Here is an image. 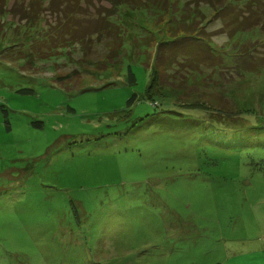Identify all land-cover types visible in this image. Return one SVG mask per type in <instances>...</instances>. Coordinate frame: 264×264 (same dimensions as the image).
Returning <instances> with one entry per match:
<instances>
[{"label":"rangeland","instance_id":"1","mask_svg":"<svg viewBox=\"0 0 264 264\" xmlns=\"http://www.w3.org/2000/svg\"><path fill=\"white\" fill-rule=\"evenodd\" d=\"M169 1L117 9L119 55L0 14V264H264V25Z\"/></svg>","mask_w":264,"mask_h":264},{"label":"trees","instance_id":"2","mask_svg":"<svg viewBox=\"0 0 264 264\" xmlns=\"http://www.w3.org/2000/svg\"><path fill=\"white\" fill-rule=\"evenodd\" d=\"M108 4V7L102 6L98 8V4H100V0H23V4H21L22 0H0V14L11 15V16H21L24 19L34 18L37 16H49L52 14H56L59 16H63L66 19L67 26L59 27L58 34L55 38L45 35V40L51 43L55 42L60 38L61 43L58 45H54L50 47V51L53 50H62L64 48L73 47L74 45H78L81 48V52L84 55L89 54L91 51L95 41L101 42L104 38L112 45V49L115 51L114 54L119 55V51L122 50L124 45V32L123 29L119 27V25L115 24L112 21V18L115 15L117 9L124 5L131 8H140L149 12L154 13L155 15H165L170 9L169 0H105ZM19 2V3H18ZM242 2V1H241ZM244 11H237V14L231 13L234 8L231 7L234 2L224 4L219 11L223 14H232L234 20L240 24H244L245 27L248 25L246 30L250 28H254L258 25H264V0H245ZM242 7V6H241ZM49 14V15H48ZM114 14V15H113ZM246 16H256L254 20L248 19ZM78 16V17H77ZM237 16H241V20ZM34 22V21H33ZM72 22V23H71ZM179 27H184L183 24H178ZM186 30L183 29L182 33ZM43 38V40H44ZM55 39V40H54ZM66 42V43H65ZM165 43V42H164ZM160 43L158 45H161ZM177 45V44H176ZM46 54L50 57V52L45 51ZM45 52L40 53L39 50H35L34 54H37L40 58H48L43 57ZM157 53L155 59L157 58ZM113 54V55H114ZM159 54V53H158ZM160 57V56H159ZM193 57H191V62ZM264 62V60H263ZM165 64V62H163ZM194 63V62H192ZM264 67V65H262ZM63 78H61L62 80ZM60 80V81H61ZM128 81L130 84L136 83V78L134 74L130 71ZM153 80L146 89L147 96L151 93ZM154 87V86H153ZM22 93H31L30 90H21ZM136 100V96L132 95V97L127 101L128 105L133 104ZM219 110V109H218ZM175 115V114H174ZM230 119V118H228ZM36 126H41L40 123H35ZM219 129L217 131H221V127L218 126ZM234 133L237 134L241 131H237L241 128H233ZM212 130V129H210ZM209 131V130H208ZM216 131V132H217ZM233 131V130H232ZM238 135V134H237ZM219 136H223L221 133ZM240 136V135H238ZM222 138L219 140H215V142H221ZM210 140V139H209ZM205 147V146H203ZM198 163L201 166V160H198ZM199 166V169H200ZM71 206L73 207L74 216L77 217V210L73 202H71Z\"/></svg>","mask_w":264,"mask_h":264},{"label":"crops","instance_id":"3","mask_svg":"<svg viewBox=\"0 0 264 264\" xmlns=\"http://www.w3.org/2000/svg\"><path fill=\"white\" fill-rule=\"evenodd\" d=\"M262 244H264V243L262 242Z\"/></svg>","mask_w":264,"mask_h":264}]
</instances>
